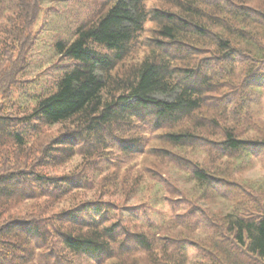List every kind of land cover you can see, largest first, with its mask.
Returning <instances> with one entry per match:
<instances>
[{
  "label": "trees",
  "instance_id": "16d2710c",
  "mask_svg": "<svg viewBox=\"0 0 264 264\" xmlns=\"http://www.w3.org/2000/svg\"><path fill=\"white\" fill-rule=\"evenodd\" d=\"M158 1L149 8V0H103L95 20L55 42L73 66L54 90L32 95L24 114H0V264H264V181L242 185L227 173L231 164L218 165L253 157L264 164V4ZM40 5L0 0V22L9 23L0 24V81L19 72L9 64L34 43ZM147 22L154 29L143 37ZM8 38L13 50L4 48ZM58 124L71 130L32 146L44 127ZM156 138L181 152L147 149L144 142ZM197 146L208 165L182 153ZM148 150L188 175L198 193L189 198L170 179L152 177L165 184L164 201L179 200L177 214L130 228L124 206L109 196L137 194L149 182L105 174L107 159ZM76 156L86 161L76 175L44 171ZM99 161L106 166L97 173ZM210 198L232 204L217 214L199 202Z\"/></svg>",
  "mask_w": 264,
  "mask_h": 264
},
{
  "label": "rangeland",
  "instance_id": "374dc122",
  "mask_svg": "<svg viewBox=\"0 0 264 264\" xmlns=\"http://www.w3.org/2000/svg\"><path fill=\"white\" fill-rule=\"evenodd\" d=\"M251 3L263 6L264 0H254ZM159 4L160 1L158 0H149L147 6L151 8ZM102 8L103 0H41L39 17L31 29V33H33L35 38L34 43L30 45L28 54L26 53L25 58L18 61L14 58V62L9 64V67L13 66V68H15V70L10 68V72L13 71L14 73L15 71H19L17 75L11 74L10 79L0 81V114L7 113L5 111L10 110L14 113L24 114L23 111L28 112V110L35 105V96L32 95H43V93L48 90H54L58 78L61 77L65 70L73 66L70 60L64 59L57 54L54 48L55 42L59 39L70 40L74 38L73 36L77 26L84 21L89 22L95 20ZM6 22L7 21L2 20L0 24L2 27L4 25V28L6 25L9 28V23ZM153 29L154 24L147 22L143 37H150ZM0 36L2 38L4 37L3 34H0ZM9 42L10 38H8L4 48L6 49L9 46V48L13 50L14 44L8 45ZM143 53H145V51L141 48L139 52L136 51L133 53V58L128 61L134 62L138 56H142ZM1 58H4V56ZM1 58L0 74L5 70ZM8 71L7 73H10ZM14 80L17 81L13 82ZM262 116H264V110L261 113V117ZM70 130L71 127L69 124L46 126L42 129L40 134L35 135L32 146H45L51 143L53 138L58 136L64 137L63 134ZM144 143L147 149L157 147V149L164 148L176 153L181 152V150L177 151L174 148L172 149L170 145L163 143L162 140L157 138L151 141L147 140ZM82 144L81 142L80 145ZM142 146H144V144H142ZM182 153L192 158V160L194 159L208 165V159H206L205 153H203L198 146L195 150L186 148ZM123 159V156L113 151V154L107 159V162L112 165L105 174L115 177L129 175L135 177L141 175L145 179L147 178L149 182L140 189L137 194H126L124 193L126 191L122 190L115 193L113 197L109 196L110 194L105 195L106 198L109 196V199L116 200L124 206V215L127 217L124 219V222L130 228H132L134 222H138L139 225H148L151 222L161 223L168 220L169 217L171 218L173 214H177L174 210L179 204V200L173 199L171 202L164 201L163 195H167L166 186L160 180H157L158 183L154 182L152 177L157 179H170L176 187L180 188V190H184L189 198L193 199L198 193L194 181H192L188 175H182L179 170L174 169L166 159L157 157L152 151L148 150V153L143 151V153L138 154L134 158L131 157L127 160ZM85 162L86 161L81 156H76L61 167L52 168L48 166L44 171L55 176L68 174L76 175L78 171H82L81 169ZM230 164L232 167L227 170V173H229L231 179L236 182L242 185L249 183H257L256 185H258L264 181V164L260 162L257 157H253L252 159L243 158L239 163L238 159H223L218 165H220L221 168H226ZM105 166V161H99V168L95 171L99 173ZM91 174L93 178L95 176L93 172L89 171L87 173V175ZM88 194H90L91 197L92 193L85 192V194L81 195L87 196ZM210 199V201L207 199L200 200L199 202H208V206H214V211H216L217 214L226 213L228 211V201L214 198ZM229 204H232V202ZM188 250L190 256L193 258L199 259L198 257L202 256L200 251L192 246L191 242L188 244ZM83 263L84 262H82V264ZM84 264L95 263L85 262Z\"/></svg>",
  "mask_w": 264,
  "mask_h": 264
}]
</instances>
